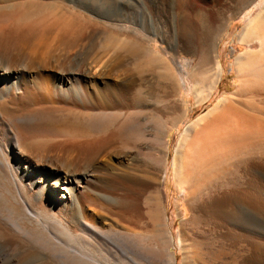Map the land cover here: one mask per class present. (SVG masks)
I'll return each instance as SVG.
<instances>
[{"label": "bare ground", "instance_id": "obj_1", "mask_svg": "<svg viewBox=\"0 0 264 264\" xmlns=\"http://www.w3.org/2000/svg\"><path fill=\"white\" fill-rule=\"evenodd\" d=\"M194 3L195 0H178L185 27L202 18V9L196 13ZM82 7L68 0H0V127L9 139L8 151L3 155L13 169L12 175L42 208L59 197L74 198L80 177L85 180L87 169L98 162L105 170L129 178L134 159L128 152L119 151L118 146L126 134V119L138 118L144 106L151 103L152 115L162 112L170 116L180 110L174 97L163 109L158 108L152 99L151 81L145 88L140 87L153 71L147 68L150 65L156 67L155 76L172 83L166 62L151 53L139 36L120 37L110 27L100 28L101 23L105 25L101 16L93 17L88 7ZM254 31L260 30L249 25L244 36ZM108 40L118 41L112 57L102 58L101 64L94 67L97 72H85L87 85L80 84L75 69L79 59L91 55L97 43L107 50ZM188 40L196 44L194 38ZM66 55L72 57L67 59ZM131 56L140 57L130 69L121 68L125 58ZM253 56L250 54L245 63L253 64ZM260 93L264 94L261 84L246 90L245 97L264 102L254 98ZM261 106L254 116L240 111L229 115L231 106H227V114H213L204 126L196 125L195 134L183 140L176 175L179 181L185 179L189 189L191 216L180 240L187 242L188 264L264 262V238L258 242L255 238V242L248 236L251 226L264 235V105ZM97 117L106 121L98 126L94 121ZM36 130L59 138H30ZM150 131L153 135L160 129L153 126ZM137 144L143 147L141 142ZM150 181L144 180L137 189L133 183L113 178L112 187L119 192V198L106 200L107 210L113 212L111 204L115 202L119 209L112 215L122 223H110L102 215H97L96 220L108 229L123 224L128 232L151 235L159 252L153 259L147 257L148 262L169 264L171 255L158 196L155 191L146 192L152 186ZM3 205L11 206L6 201ZM26 215L20 222L15 220L22 228L33 222ZM78 217L83 219L82 214ZM1 219L0 264H51L46 252L31 247L26 238ZM14 248L16 253H12Z\"/></svg>", "mask_w": 264, "mask_h": 264}, {"label": "rangeland", "instance_id": "obj_2", "mask_svg": "<svg viewBox=\"0 0 264 264\" xmlns=\"http://www.w3.org/2000/svg\"><path fill=\"white\" fill-rule=\"evenodd\" d=\"M68 2L81 9L82 6L88 7L86 10L93 17L101 16L105 25L101 23L100 28L110 27L119 32L120 37L125 34L139 36L151 53L161 57L170 70L172 83L155 76L156 67L150 65L147 68H153V71L150 70L152 72L147 75L146 82H140V87L145 88L151 81L150 86L154 92L152 99L158 108L163 109L168 99L174 97L179 102L177 105H180V110L173 116H164L162 112L152 115L154 105L151 103L152 105L144 106V111L138 118L130 116L126 119V134L118 146L119 151L128 152L134 159L132 164L135 167L129 178H123L116 171L105 170L98 162L87 169L88 176L85 180L80 177L78 186L75 185L74 198L59 197L55 203L49 202L43 208L34 203L24 184L12 175L13 169L3 155L8 151L9 139H6V130L0 127V219L26 238L31 247H39L46 252L51 264H150L148 258H155L159 252L151 235L128 232L122 228L123 224L108 229L96 220L97 215H102L109 222H118L112 215L119 209L115 202L111 205L116 209L112 208L111 213L107 210L108 199L116 201L119 198V192L112 187L113 178L124 179L131 185L133 183L137 189L144 180L150 179V182L153 181L152 186L146 192L155 191L158 196L161 222L171 255L169 264H188L187 242L180 240L187 232L186 222L191 212L188 186L185 179L183 182L179 181L176 175L181 162L179 150L183 148L184 138L196 133L197 124L204 126L215 113L227 114V106H231V109L228 107L229 115H234L236 111L250 116L259 114L258 110L264 102L252 101V97L247 98L245 95L246 90L249 92L259 84L264 85V0H195L194 11L198 13L202 9V18L200 22L186 26L187 28L183 26L178 0ZM203 17L208 18L204 20ZM249 25L260 31L244 36ZM190 38L195 39L196 46L189 43ZM199 39H202V44ZM117 42L108 40L109 50L99 48L97 43L91 55L79 59L81 62H78L79 67L76 65L75 69L80 84L87 85L85 72H94L95 69L97 72L94 67H97L98 62L99 66L102 58L105 60L112 57V50ZM250 54H254L253 64H246ZM66 56L67 59L72 57ZM139 57L125 58L121 68L130 69ZM254 98L264 100V94L260 93ZM112 119L107 118L113 122ZM94 121L100 126L106 120L97 117ZM153 126L160 131L151 135L150 127ZM40 132L41 130L34 131L30 138L58 137L50 132ZM138 142L142 143V148L138 147ZM2 159H6L5 162ZM7 166L10 167L9 170ZM4 201L11 206L5 207ZM77 213L82 214L83 219ZM24 215H29L33 222L35 220V224L29 221L23 230L16 221L23 220ZM120 222L119 220L118 223ZM251 227L249 237L255 242L256 239L258 242V239L264 238L263 232ZM16 252L14 248L12 253ZM134 254L136 257H133ZM131 257L136 263L130 260ZM227 260L230 261L231 258ZM253 262L249 264L256 263ZM258 262L257 264H264Z\"/></svg>", "mask_w": 264, "mask_h": 264}]
</instances>
